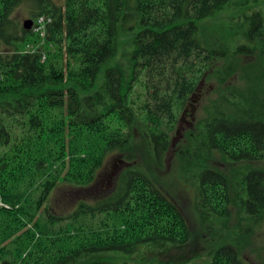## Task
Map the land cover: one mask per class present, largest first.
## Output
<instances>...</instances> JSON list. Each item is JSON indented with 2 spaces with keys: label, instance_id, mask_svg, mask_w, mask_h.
Wrapping results in <instances>:
<instances>
[{
  "label": "trees",
  "instance_id": "obj_1",
  "mask_svg": "<svg viewBox=\"0 0 264 264\" xmlns=\"http://www.w3.org/2000/svg\"><path fill=\"white\" fill-rule=\"evenodd\" d=\"M228 1L0 0V264H76L103 252L133 257L144 246L153 250L148 262L172 264L153 258L186 245L192 233L177 201L129 150L131 127L144 119L160 166L167 148L161 126L176 123L222 55L200 41L198 21ZM23 3L32 20L48 19L43 36L12 20ZM119 30L132 33L126 61L105 66L97 82L116 54ZM244 35L262 62L264 9L247 17ZM38 38L43 45L33 48ZM221 67L224 79L235 71ZM262 81L258 73L246 87L228 85L198 135L209 152L247 163L236 201L255 224L264 220V166L253 165L264 159ZM114 153L118 171L110 173L104 165ZM227 188L221 171L199 166L201 219L228 217ZM203 264L252 263L222 244Z\"/></svg>",
  "mask_w": 264,
  "mask_h": 264
},
{
  "label": "rangeland",
  "instance_id": "obj_2",
  "mask_svg": "<svg viewBox=\"0 0 264 264\" xmlns=\"http://www.w3.org/2000/svg\"><path fill=\"white\" fill-rule=\"evenodd\" d=\"M54 1L58 4L63 2V0ZM263 9L264 0H229L215 15L198 21L200 41L210 49L221 51L222 55L211 60L200 77L190 104L185 110L177 113L176 123L171 126H161V130L167 136V148L160 166L155 164L150 129L144 119L136 117L131 127L129 150L136 155L137 161L144 165L153 180L177 201L185 213L192 233L189 243L162 254L165 257H159L158 254L153 261L166 259L172 264H203L209 261L217 247L231 244L239 250L240 257L248 263L264 264V220L255 224V220L244 216L236 201L242 195L239 171L246 168L247 163L234 164L222 158L218 152H209L200 144V136L198 137L203 120L213 113L214 105L220 99V92L227 89L228 85L246 87V79L253 82L258 73L264 83L263 46H260L263 57L260 62L257 44L248 42L244 35L247 17ZM27 19H31L30 5L23 3L14 10L12 20L21 27ZM131 37L132 33L119 30L116 54L101 67L97 82L102 79L105 66L117 62L125 63L131 48ZM256 42L260 44L259 40ZM42 45L43 40L38 38L33 48ZM238 46L250 47L253 53H240L237 51ZM223 63L232 64L235 70L233 75H227L225 79L221 72ZM117 156L116 153L109 156L104 169L116 173ZM203 165L215 168L225 175L228 185L226 202L228 217L225 220L220 221L213 214L207 213L203 214L201 219V212L198 214L195 191L199 166ZM253 165L264 166V159ZM245 228L246 232H243L241 229ZM152 251L151 247L144 246L133 257L110 252L97 253L79 259L76 264H123L133 259H135L133 264H153L145 259L152 257ZM140 257L143 259L139 260Z\"/></svg>",
  "mask_w": 264,
  "mask_h": 264
},
{
  "label": "built area",
  "instance_id": "obj_3",
  "mask_svg": "<svg viewBox=\"0 0 264 264\" xmlns=\"http://www.w3.org/2000/svg\"><path fill=\"white\" fill-rule=\"evenodd\" d=\"M47 21H48V19L44 16H40V17L36 18L33 22L32 30L34 32L39 33V35L43 36V30L45 29ZM26 47L30 48L29 45H27Z\"/></svg>",
  "mask_w": 264,
  "mask_h": 264
},
{
  "label": "water",
  "instance_id": "obj_4",
  "mask_svg": "<svg viewBox=\"0 0 264 264\" xmlns=\"http://www.w3.org/2000/svg\"><path fill=\"white\" fill-rule=\"evenodd\" d=\"M31 25H32V19H27L23 22V29L25 30H29L31 28Z\"/></svg>",
  "mask_w": 264,
  "mask_h": 264
}]
</instances>
